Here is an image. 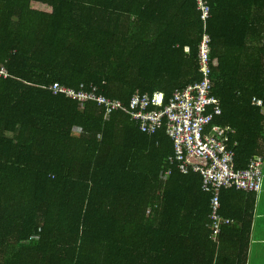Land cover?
<instances>
[{"label":"trees","instance_id":"1","mask_svg":"<svg viewBox=\"0 0 264 264\" xmlns=\"http://www.w3.org/2000/svg\"><path fill=\"white\" fill-rule=\"evenodd\" d=\"M210 5L215 125L246 170L264 158V0ZM205 34L197 0H0V264H247L263 188L221 191L234 223L214 243L213 195L165 131L52 91L168 103L202 82Z\"/></svg>","mask_w":264,"mask_h":264},{"label":"built area","instance_id":"2","mask_svg":"<svg viewBox=\"0 0 264 264\" xmlns=\"http://www.w3.org/2000/svg\"><path fill=\"white\" fill-rule=\"evenodd\" d=\"M197 2L206 25L199 55L201 83L176 92L168 103L161 93L154 96L135 95L128 107L120 101L100 96L95 88L87 90L82 87L77 92L57 84L52 91L54 95L78 101L82 106L95 103L104 110L106 121H110L117 113H125L149 137L165 131L175 147V158L169 160L171 166H178L185 175L200 174L203 177V190L213 195L211 239L218 243L222 229L234 223L220 213L221 191L225 188H237L260 193L264 185V158L255 157L248 169H238L237 152L230 146L234 131L215 125L222 110L213 96L212 38L208 29L211 5L210 0ZM0 77L7 79L10 74L6 69L0 68ZM260 105L263 106V103ZM173 174L174 171L169 170L163 177L167 179Z\"/></svg>","mask_w":264,"mask_h":264},{"label":"crops","instance_id":"3","mask_svg":"<svg viewBox=\"0 0 264 264\" xmlns=\"http://www.w3.org/2000/svg\"><path fill=\"white\" fill-rule=\"evenodd\" d=\"M247 264H264V187L258 195Z\"/></svg>","mask_w":264,"mask_h":264}]
</instances>
